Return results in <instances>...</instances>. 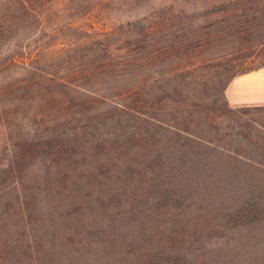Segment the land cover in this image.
Returning <instances> with one entry per match:
<instances>
[{"label":"trees","instance_id":"trees-1","mask_svg":"<svg viewBox=\"0 0 264 264\" xmlns=\"http://www.w3.org/2000/svg\"><path fill=\"white\" fill-rule=\"evenodd\" d=\"M57 1L85 15L130 0H0V48L21 49L0 53V109L107 104L81 123L62 111V125L11 141L0 162V264L264 258V104L231 106L224 94L235 75L264 65V39L252 43L264 3L210 17V3L160 6L52 54L37 42ZM247 13L258 20L243 25ZM157 104L172 106L157 113Z\"/></svg>","mask_w":264,"mask_h":264},{"label":"rangeland","instance_id":"rangeland-1","mask_svg":"<svg viewBox=\"0 0 264 264\" xmlns=\"http://www.w3.org/2000/svg\"><path fill=\"white\" fill-rule=\"evenodd\" d=\"M136 4L134 0H130L126 5L119 6L115 2H102L98 4L95 9H93L88 14L82 15L78 13L79 10H73L69 5L64 4L61 1H57L53 3L46 15L45 23H44V32L42 35H38L39 41L37 43L49 44L48 51L50 53H55L58 51L60 47L65 46L67 43H71L73 41H77L83 35H86L87 32L92 34V28L95 29H109L113 26H116L120 22H124L126 20H135L143 18L146 13L149 11L159 10L160 6H169L174 5V8L177 7L189 10L194 7H204L208 3L206 10L204 13L211 16L217 15L221 13L217 10L223 8V6L227 5V12L233 10H237V13H241L245 7L252 5V3H264V0H138ZM224 1V2H223ZM232 2V3H229ZM132 4V5H131ZM229 4V5H228ZM128 11V12H127ZM176 13L177 11L174 10ZM241 15V14H240ZM238 16L240 20L244 21L243 25L251 24L258 20L257 14L247 13L241 16ZM261 17V16H260ZM186 20V18H185ZM261 30V31H260ZM255 31L252 37V43H256V41H263L264 39V28ZM258 31L262 33V35H257ZM41 33V32H40ZM36 37V35H35ZM254 41V42H253ZM31 42V43H30ZM14 40L6 43L2 48H0V53H7L9 51H15L16 53H21V49L15 46ZM22 45L25 46L29 44L30 48H35L38 45L35 42L33 43L31 39H24L22 41ZM28 46H26V50L22 49V51H27ZM260 51L254 50L252 52V59H257L260 56ZM250 58V59H251ZM157 69L161 66L157 65ZM19 65H11L10 71L15 72L19 71ZM252 70H260L264 71V65H261L257 68L251 69L244 73H239L235 75L227 84L224 90V94L228 99V95L226 89L230 83V90L236 91L237 95H241L244 97H249L252 100L254 94H264V85L259 84L263 87V90L257 92L258 87H254L253 84L251 86V90L253 93H250V87L248 84L257 81H262L264 78H260L259 74L255 73L253 79L251 76L246 73ZM264 74V73H263ZM262 74V75H263ZM261 79V80H260ZM250 82V83H249ZM260 89V88H259ZM228 102L231 106H242V105H254V104H264V101L261 102H232L228 99ZM172 105L165 107V105L157 104L155 106V111L157 113H163V109H168ZM102 109H37L35 107L34 102L32 100H25L23 105H19L16 107L15 104L6 106L5 109H0V162L3 161L7 156L8 149L10 147L11 141L22 134L27 132L34 133L44 130L49 127L62 125L65 121L62 111H70V119L71 121H76L77 123H81L77 121L79 117L84 118L87 115H91L94 112H105L107 109V104L101 105ZM41 113V114H40ZM255 264H263L264 258L254 259L252 261Z\"/></svg>","mask_w":264,"mask_h":264},{"label":"crops","instance_id":"crops-1","mask_svg":"<svg viewBox=\"0 0 264 264\" xmlns=\"http://www.w3.org/2000/svg\"><path fill=\"white\" fill-rule=\"evenodd\" d=\"M255 73L259 74L258 76H260V78L261 77L264 78V74H263L264 71H260V70H252V71H250V72H248L246 74L251 76L250 78L253 79ZM257 82H258V84H256L255 82H252V83L249 82L250 84H248V86L250 87V93H253V90H251L252 84H253L254 87H256V86L258 87L257 92H260V91L263 90V87H261L259 84L264 85V79H262V81H257ZM231 84L232 83H230L228 85L227 89H226V92H227V95H228V99L230 101H232V102H240V101H244V102H246V101H248V102H261V101H264V94H261V93L254 94L256 96H253L252 100H250L251 98H249V97L246 98L244 96H241V95L239 96V95L235 94V93H237L236 91L230 90Z\"/></svg>","mask_w":264,"mask_h":264}]
</instances>
